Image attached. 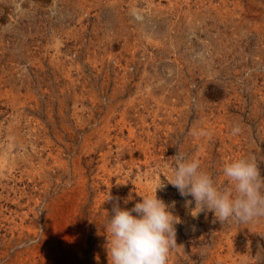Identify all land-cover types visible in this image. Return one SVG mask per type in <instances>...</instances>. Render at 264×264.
<instances>
[{
	"label": "rangeland",
	"instance_id": "374dc122",
	"mask_svg": "<svg viewBox=\"0 0 264 264\" xmlns=\"http://www.w3.org/2000/svg\"><path fill=\"white\" fill-rule=\"evenodd\" d=\"M176 152L264 177V0H0V264H110L108 191L131 209ZM157 196L168 264H264V216Z\"/></svg>",
	"mask_w": 264,
	"mask_h": 264
},
{
	"label": "clouds",
	"instance_id": "9594fccd",
	"mask_svg": "<svg viewBox=\"0 0 264 264\" xmlns=\"http://www.w3.org/2000/svg\"><path fill=\"white\" fill-rule=\"evenodd\" d=\"M239 131L233 128V134ZM174 157L173 178L167 183L161 179L151 194L141 196L131 209L120 207L118 199L108 191L104 201L113 202L107 227L111 236L110 264H168L170 250L177 245L176 225L181 220L174 214L175 202L166 203L157 196V191H163L167 184L185 198L186 206L194 201L193 217L210 211L220 223L234 218L237 223L247 224L264 216V177L254 155L238 157L224 165L223 175L232 185L228 188L218 187L211 174L201 170L198 158L179 152ZM189 196L192 200L187 199Z\"/></svg>",
	"mask_w": 264,
	"mask_h": 264
}]
</instances>
